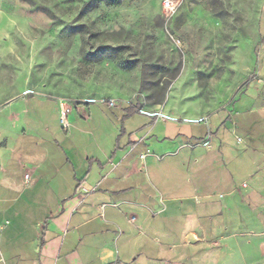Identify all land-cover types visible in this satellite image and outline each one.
Segmentation results:
<instances>
[{"label": "crops", "instance_id": "1", "mask_svg": "<svg viewBox=\"0 0 264 264\" xmlns=\"http://www.w3.org/2000/svg\"><path fill=\"white\" fill-rule=\"evenodd\" d=\"M75 110L64 129L56 98L0 101V264H264V111L248 110L239 179L184 152L187 122L140 110L128 137H104L96 110ZM147 118L164 132L140 135Z\"/></svg>", "mask_w": 264, "mask_h": 264}, {"label": "rangeland", "instance_id": "2", "mask_svg": "<svg viewBox=\"0 0 264 264\" xmlns=\"http://www.w3.org/2000/svg\"><path fill=\"white\" fill-rule=\"evenodd\" d=\"M86 1L0 0V101L31 93L88 105L104 137L141 125L139 112L125 117L128 102L137 103L187 122L182 130L200 143L190 137L183 150L199 168L215 161L214 177L228 169L240 179L248 110L264 111V0H174V12L163 0L100 2L91 11ZM113 98L121 109L107 106ZM145 121L140 135L164 132V121Z\"/></svg>", "mask_w": 264, "mask_h": 264}, {"label": "built area", "instance_id": "3", "mask_svg": "<svg viewBox=\"0 0 264 264\" xmlns=\"http://www.w3.org/2000/svg\"><path fill=\"white\" fill-rule=\"evenodd\" d=\"M164 7L174 12L176 9L177 4H175L174 0H163ZM107 104L110 107L117 105L116 99H110L107 101ZM79 103L74 104L71 101H67L66 99H58V111H59V121L60 124L63 126L64 129H69V115L73 111V107H78Z\"/></svg>", "mask_w": 264, "mask_h": 264}, {"label": "trees", "instance_id": "4", "mask_svg": "<svg viewBox=\"0 0 264 264\" xmlns=\"http://www.w3.org/2000/svg\"><path fill=\"white\" fill-rule=\"evenodd\" d=\"M100 2H104L106 4H119L121 2V0H87L83 4V7H84V9L86 11H91V10L96 9L97 5ZM128 103H129L128 107L124 108V109L127 110V114L125 115V117H127L128 115L133 114L134 112H139L140 111V108H139L137 103L136 104L131 103V102H128ZM122 130H124V127H123ZM123 133H125V132H123Z\"/></svg>", "mask_w": 264, "mask_h": 264}]
</instances>
